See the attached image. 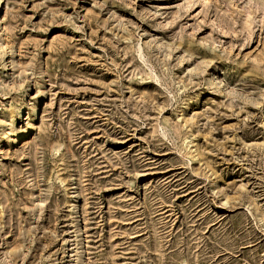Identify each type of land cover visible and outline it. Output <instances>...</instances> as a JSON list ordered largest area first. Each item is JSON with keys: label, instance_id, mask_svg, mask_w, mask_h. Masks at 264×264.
<instances>
[{"label": "rangeland", "instance_id": "374dc122", "mask_svg": "<svg viewBox=\"0 0 264 264\" xmlns=\"http://www.w3.org/2000/svg\"><path fill=\"white\" fill-rule=\"evenodd\" d=\"M0 264H264V0H0Z\"/></svg>", "mask_w": 264, "mask_h": 264}]
</instances>
